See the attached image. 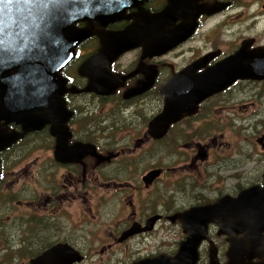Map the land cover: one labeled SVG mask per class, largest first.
Wrapping results in <instances>:
<instances>
[{"label": "flooded vegetation", "instance_id": "af4514ba", "mask_svg": "<svg viewBox=\"0 0 264 264\" xmlns=\"http://www.w3.org/2000/svg\"><path fill=\"white\" fill-rule=\"evenodd\" d=\"M166 3L167 0H148L142 7L155 13ZM214 4L212 12L198 13L193 33L172 49L155 54L154 50L144 53L138 46L118 55L108 66L111 80L118 84L96 83L105 90L109 87L108 93L86 90L88 78L79 73L82 63L101 47L96 30L77 45L74 57L60 71L65 81L62 96L70 112L63 124V139L58 141L52 125L45 123L0 150V264H32V259L54 247L78 252L79 261L64 264H169L167 259L176 256L189 235L180 215L214 204L224 196L236 197L248 187L264 185L263 171L260 180L246 184L244 179L241 183L244 176L239 174L234 176L237 183L214 191L209 185L215 166L212 149L207 143L192 140L198 137L193 123L196 125L199 117L207 121L206 127L218 121L224 129L246 131L247 117L234 112L237 122L225 111L238 107L234 103L235 91L254 89L258 92L253 93L249 103L258 105L259 116L264 114V79H236L200 101L194 113L182 116L168 128L166 116L159 131L150 128L163 112L165 87L176 74L198 62V68L183 75L202 76L241 46L250 51L264 49V41L242 35L224 44L225 49L220 47L221 41L212 40L206 51L189 57L187 62L185 57L177 63L168 61L169 54L184 55L183 46L199 29L203 30L207 18L219 16L231 7L228 0H195V6ZM263 6L260 8L264 10ZM137 12V8L125 9L103 31L126 29ZM256 13L254 16L260 15ZM86 25V21L76 24L78 28ZM211 34H216L215 28ZM191 80L185 78L186 82ZM255 121L264 128V115ZM0 125L8 132L22 130L14 122L2 126L0 121ZM258 133L261 135L256 141L261 150H251L255 155L250 152L247 156L260 167L264 166V132ZM203 134L209 138L207 132ZM58 143L66 151L61 158L55 153ZM182 145L191 148L184 165L196 170L197 179L192 183L183 178L184 166L179 159L175 163L168 160V154H176ZM238 154L245 152L238 150ZM235 166L240 168L245 163ZM235 222L221 227L214 219H206V237L196 247L193 264H229L235 259L245 264L260 263L262 258L253 251H236L246 240V233ZM169 234L175 237L173 243L167 244Z\"/></svg>", "mask_w": 264, "mask_h": 264}, {"label": "water", "instance_id": "95a60500", "mask_svg": "<svg viewBox=\"0 0 264 264\" xmlns=\"http://www.w3.org/2000/svg\"><path fill=\"white\" fill-rule=\"evenodd\" d=\"M146 1L0 0V37L4 40V49L0 51V121L2 126L8 122L22 126L20 132H8L0 125V150L45 123L52 125L58 141L63 139V124L70 112L62 96L65 81L60 71L93 29L100 36L101 47L82 63L79 73L88 78L86 90L108 93L109 87L105 90L96 83L118 84L108 73L109 63L118 55L138 46H142L144 53L149 50H154L155 54L164 53L193 33L199 12L215 9V4L195 6V0H167L160 11L149 13L142 7ZM131 7L138 9L133 23L115 33L103 31L105 25ZM80 21H86L87 25L78 28L76 24ZM177 21L179 23L175 24ZM196 67L198 64L176 74L167 83L165 106L151 122L152 131H159L163 116H166L168 128L182 116L194 113L202 99L236 79H264V49L250 51L241 46L204 75H183ZM185 78L193 80L186 82ZM55 153L58 158L66 153L62 143L57 144ZM180 218L189 235L181 242L176 256L167 259L169 264L195 262L196 247L206 237V219H214L221 227L236 221V227L246 233V240L243 244L240 242L242 246L236 251H253L262 258L257 264H264V185H254L236 197L224 196L214 204L192 208ZM77 254L72 249L54 247L32 259L31 263L64 264L79 261L81 258ZM229 264L245 263L235 259Z\"/></svg>", "mask_w": 264, "mask_h": 264}, {"label": "rangeland", "instance_id": "374dc122", "mask_svg": "<svg viewBox=\"0 0 264 264\" xmlns=\"http://www.w3.org/2000/svg\"><path fill=\"white\" fill-rule=\"evenodd\" d=\"M228 1L231 2V7L223 11L219 16L207 18L204 23L203 30L202 28L199 29L197 34L193 36V39L188 41V43L183 46L182 49L186 50L184 55L175 57L169 54L167 60L177 63L181 62L182 58L185 57L187 58L185 59V61L187 62L189 61V57L195 56L197 55V53L206 51L211 46L212 40L221 41L222 45L220 47L223 49H225L226 47L224 46V44H229L230 40L237 41L242 35L254 37L259 41H264V10L263 8H260V6L264 4V0ZM240 12H243V14ZM247 12L248 18L246 19L245 13ZM256 12L260 13V15L254 16L255 14H257ZM254 18H256V20H254ZM236 22H238V24ZM223 24L225 25V27L222 26ZM213 28H215L216 30L215 35L211 34V30ZM222 30H224V33H222ZM254 92H258V90L253 89L251 91L247 90L245 92L243 90L235 91L234 93L236 94V101L234 103L238 104V107L236 106L233 111L232 109H228L227 111H225V114L229 115L233 120L237 122L239 119L236 117V114L234 112L243 117H247L246 124L248 127L246 131H233V129H229L227 127L224 129L223 124L218 121L214 123L213 127H206L207 121L201 119L200 117L197 119L199 121L196 125L193 123L194 129H197L198 137L193 138L192 140H198L200 144L207 143L209 144L210 149H212L213 156L211 157V159L215 161V166L214 175L210 176L209 185L214 187V191L222 190L225 186L229 187L237 183V179L235 180L234 178L235 175L236 178L239 174L244 176L240 179V182L243 183L245 179L246 184L261 179V174L264 171V166H255L254 162L247 156L248 153H253V151L251 150H261L258 149V147L261 145L257 143L256 139L261 135V133H258L259 130L261 132H264V128L261 129V124H255V118L257 120H260V118L264 114H260L259 116L258 105L249 103ZM261 109L264 110V106H262ZM249 125H251V127H249ZM238 126L239 124H235L236 128ZM254 126L256 127V130H258V132L256 133H254ZM203 132H207V134H209V138H207L206 135L203 134ZM192 140H190V142ZM182 141L184 142L185 139H183ZM182 148L183 149L178 150L176 154H168V160L169 162L175 163L176 159H179L180 161L178 162H182L184 166L182 167L183 178L187 179L189 183H192L197 179V175L195 172L196 170L189 169L184 165L185 162L189 160L191 148L185 147L183 145ZM238 150H243L245 154H238ZM254 155L255 154L253 153L252 156ZM245 156L247 157L245 158ZM209 162L210 161H208V163ZM239 162L245 163V166H241L240 168L238 166H235ZM198 169L203 174L205 173L203 166L199 165ZM174 237L175 235L169 234L167 244L173 243ZM99 256L100 255H98L95 260H97Z\"/></svg>", "mask_w": 264, "mask_h": 264}, {"label": "snow or ice", "instance_id": "6c2138e0", "mask_svg": "<svg viewBox=\"0 0 264 264\" xmlns=\"http://www.w3.org/2000/svg\"><path fill=\"white\" fill-rule=\"evenodd\" d=\"M9 2H10V0H9ZM53 2H54V0H53ZM3 49H4V40L2 37H0V51H3Z\"/></svg>", "mask_w": 264, "mask_h": 264}]
</instances>
